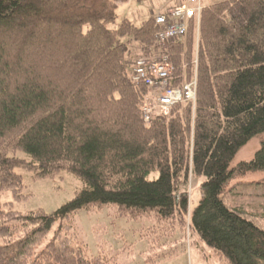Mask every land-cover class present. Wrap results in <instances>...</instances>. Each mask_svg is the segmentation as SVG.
Segmentation results:
<instances>
[{"label": "trees", "instance_id": "16d2710c", "mask_svg": "<svg viewBox=\"0 0 264 264\" xmlns=\"http://www.w3.org/2000/svg\"><path fill=\"white\" fill-rule=\"evenodd\" d=\"M117 4L0 0V194L21 199L17 170L81 183L53 214L0 204V264H108L73 229L76 213L106 207L151 218L158 239L197 236L226 264H264V0H200L187 37L168 46L155 40L157 14L109 29ZM196 39L195 105L146 124L150 90L131 81L133 63L167 55L172 86L183 63L187 83ZM254 138L253 160L231 167ZM256 173L263 178L243 181Z\"/></svg>", "mask_w": 264, "mask_h": 264}, {"label": "rangeland", "instance_id": "374dc122", "mask_svg": "<svg viewBox=\"0 0 264 264\" xmlns=\"http://www.w3.org/2000/svg\"><path fill=\"white\" fill-rule=\"evenodd\" d=\"M116 1L118 2L117 18L114 23L108 25L112 30L116 29L124 20H129L139 27L150 16L159 11H166L179 4V1L184 0ZM214 1L216 0H205L208 4ZM195 31L197 32L196 28ZM128 45L130 47L131 43ZM197 45L196 39L195 56L191 63L193 75H196L197 71ZM131 49L134 56L138 54L136 45L132 44ZM181 72L183 74L181 83H186L187 68L185 63H183ZM149 90L150 95L146 101H153L156 98L155 93L153 90ZM260 147V138L250 140L238 151L231 162V167L252 161ZM16 157L25 159L26 155L17 153ZM17 173L22 177L21 199L15 200L11 193L0 194V204L3 205L4 210L10 209L21 213L42 210L46 214H53L70 202L81 188L80 181L67 172L43 179L33 177V174L26 170H17ZM262 178L263 173H256L247 175L243 181L255 182ZM198 185L199 181L193 179L190 181L189 190L192 204L199 199ZM152 225L151 218L129 220L118 216L115 209L111 207H106L98 212L81 210L76 213L73 219V229L75 228L78 239L86 245L88 254L92 257L108 259V264H226L213 249L200 241L197 236H190L186 232L181 240L178 235L171 239H158L155 230L151 228ZM169 252H173L172 255L169 256Z\"/></svg>", "mask_w": 264, "mask_h": 264}, {"label": "built area", "instance_id": "2783aa9c", "mask_svg": "<svg viewBox=\"0 0 264 264\" xmlns=\"http://www.w3.org/2000/svg\"><path fill=\"white\" fill-rule=\"evenodd\" d=\"M199 1L185 0L184 4L169 8L156 15L155 40L159 45L168 46L185 39L190 21L198 20L200 17ZM167 61V55H162L156 58L137 59L132 65L131 81L153 90L156 97L153 101H146L142 107L143 119L146 124L150 123L157 115H167L175 105L183 103L195 105L196 75H193L187 83L172 86L176 78L173 76L172 66Z\"/></svg>", "mask_w": 264, "mask_h": 264}, {"label": "crops", "instance_id": "0c3cea01", "mask_svg": "<svg viewBox=\"0 0 264 264\" xmlns=\"http://www.w3.org/2000/svg\"><path fill=\"white\" fill-rule=\"evenodd\" d=\"M159 12L161 13V11H159ZM159 12H158V13H159ZM163 12H164V11H163ZM158 13H157V14H158Z\"/></svg>", "mask_w": 264, "mask_h": 264}, {"label": "bare ground", "instance_id": "6f19581e", "mask_svg": "<svg viewBox=\"0 0 264 264\" xmlns=\"http://www.w3.org/2000/svg\"><path fill=\"white\" fill-rule=\"evenodd\" d=\"M160 13V12H159ZM154 19V18H153Z\"/></svg>", "mask_w": 264, "mask_h": 264}]
</instances>
